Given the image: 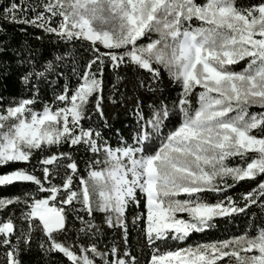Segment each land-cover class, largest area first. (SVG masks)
I'll return each instance as SVG.
<instances>
[{
  "label": "snow or ice",
  "instance_id": "6c2138e0",
  "mask_svg": "<svg viewBox=\"0 0 264 264\" xmlns=\"http://www.w3.org/2000/svg\"><path fill=\"white\" fill-rule=\"evenodd\" d=\"M0 21L87 43L90 53L72 69L76 85H64L42 111L37 85L52 62L22 61V83L36 81L31 97L0 96V168L23 165L0 173V186L28 185L20 195L0 197V214L11 213L0 215L2 264H21L36 232L45 254L61 255L64 264H138L115 243L102 250L93 237L100 234L95 215L102 213L127 245L126 212L141 201L144 211L132 223L143 225L152 249L145 264H264L259 218L242 235L165 247L216 227L218 218L247 215L252 207L264 211V0H7ZM241 62L246 66L235 70ZM122 65L146 70L154 82L165 69L180 92L175 111L161 106L148 114L138 102L135 135L114 146L84 121L93 99L104 118L105 67ZM253 106L262 110L251 112ZM80 146L91 154L86 175L74 155ZM241 181L254 187L237 199L228 193ZM70 216L88 243L57 240L69 231Z\"/></svg>",
  "mask_w": 264,
  "mask_h": 264
},
{
  "label": "trees",
  "instance_id": "16d2710c",
  "mask_svg": "<svg viewBox=\"0 0 264 264\" xmlns=\"http://www.w3.org/2000/svg\"><path fill=\"white\" fill-rule=\"evenodd\" d=\"M245 3L249 0H244ZM7 0H0V4H6ZM22 29H24L22 31ZM0 96L5 101L28 98L33 95L32 84L22 83V78L27 70V66L22 63L25 59H31L37 67L52 62L53 69L46 74L47 79L38 83L39 96L36 110L42 111L43 105L51 103L55 93H58L64 85L75 86L77 76L72 71L74 67L79 68L88 60L90 53L87 51V43L72 44L62 42L55 35L48 34L42 29L26 26L22 24L4 23L0 21ZM60 56L62 59L56 60ZM246 66L241 62L235 70H242ZM144 81L145 86L140 87L139 82ZM151 84V89H149ZM115 85V88L113 87ZM103 100L101 107L104 118L95 110V99L87 106V115L90 119L85 120L84 124H91L96 127L112 145L123 137L131 142V137L135 135L134 109L139 102L145 111L150 114L154 109L158 110L161 106L167 107L171 111L173 102L177 99L180 87L168 75L167 70L161 69V79L158 82L151 81L150 74L146 70L139 69L133 65H122L113 70L111 66L105 67L103 75ZM113 100L116 102L113 103ZM195 100V97H193ZM7 107V104L4 105ZM258 106H253L250 111H261ZM107 123V127L105 126ZM169 127L172 121H166ZM67 151V146L62 149ZM39 155V153L37 154ZM74 155L79 162L82 174H87V164L90 153L86 152L83 146L74 151ZM20 164H10L0 168V173L9 172L14 168L22 167ZM63 169H61V174ZM28 185L25 183H15L11 186H0V197H15L20 195ZM254 187L250 181H241L234 188L229 190V195L239 198L241 194ZM185 198L183 195L178 197ZM205 199L215 202L217 196L207 193ZM144 211L143 201L139 207L130 205L126 215L128 218V244L124 245L122 232L119 228H110L105 222L104 214L97 213L94 223L100 230L98 236L93 239L98 241V246L103 250L115 243L122 252L124 250L131 253L138 264H145L152 251L144 239L141 231L142 224H133V218ZM4 213L0 215H8ZM18 216V212L16 213ZM186 215V214H178ZM264 220V211L259 207H252L247 215L238 214L234 219L218 218L216 227L204 233H194L186 241H168L165 247L177 248L195 246L200 243L215 241L219 238H231L233 235H242L245 231L251 232L253 221ZM22 223V222H21ZM69 231L57 235V240L68 245L88 243V237L79 233L80 222L69 217ZM42 234L33 233L29 246L20 253L21 264H64V258L55 253L46 255L41 249ZM21 247H24L21 245ZM2 264V262H0Z\"/></svg>",
  "mask_w": 264,
  "mask_h": 264
}]
</instances>
